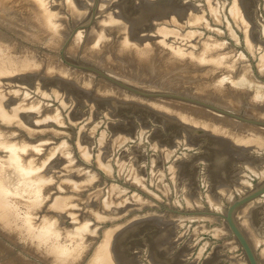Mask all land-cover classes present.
Masks as SVG:
<instances>
[{"label":"water","instance_id":"1","mask_svg":"<svg viewBox=\"0 0 264 264\" xmlns=\"http://www.w3.org/2000/svg\"><path fill=\"white\" fill-rule=\"evenodd\" d=\"M0 116L112 175L91 195L21 206L27 189L61 182L59 167L0 163V213L55 254L86 239L96 241L82 264H264V142L74 80L14 73L0 78Z\"/></svg>","mask_w":264,"mask_h":264},{"label":"rangeland","instance_id":"2","mask_svg":"<svg viewBox=\"0 0 264 264\" xmlns=\"http://www.w3.org/2000/svg\"><path fill=\"white\" fill-rule=\"evenodd\" d=\"M23 1L30 9L33 7L34 17L40 19L42 27L47 31L40 27L41 32L33 34L31 33L32 30H27L24 26V28H19V26H13L12 23L10 25L7 22V24H4L5 22L0 21V44L2 45V49L0 48V59H2L0 60V66L3 67L2 69L0 67V78L8 73H14L74 80L183 114L181 109H173L172 105L165 104L163 106V103L156 102L160 99L175 102H182L183 100L171 97L146 96L130 91L95 72L98 71L111 80L142 93L191 98L194 101L198 100L197 102L199 103L214 104L213 106L219 107L223 111L248 120L258 121L252 114L254 113L253 108L256 107L254 106L256 100L260 102L258 107L264 106V0ZM27 15L32 18L29 10H27ZM34 27L36 28V26ZM61 33H63V37L60 38ZM108 47L123 52L126 57H136L138 56L137 54L143 55L144 53H147V55L148 53L151 55L154 53L171 55V58L176 60V62L184 63L182 66L178 64V68L174 70L179 79L185 80L191 76L192 81L205 83H211L218 77L221 80L223 79L224 83L221 82V85L217 86L220 89L210 86V88H213L211 89L213 93L219 92L221 96L219 93L217 96L214 94L208 95L206 92H199V96H194L188 94L183 88L180 91H177V89L156 90L152 86L151 88L148 83L132 81L122 77L120 75L123 72H117L103 63L93 62L90 59L87 60L88 57H85L86 50L90 51L92 48L94 50L91 51H97L102 56H105L104 52L108 50ZM30 56L32 59H30ZM18 58L21 61L17 60ZM8 59H12L11 62ZM25 59L28 62L31 61V63L27 62L28 65L24 62L23 64ZM116 61L118 63L121 62L120 64H125L126 60L117 59ZM189 61L199 65L202 63L201 65L207 66L206 68L197 67L199 70L196 68L186 69L190 68L189 65H186ZM8 64L14 66H9ZM8 67H14L15 69H9ZM63 67H68L70 70H63ZM209 67L216 69L215 72L212 71L214 72L213 76L211 68L210 70L208 69ZM244 68H248L246 70L248 73L244 76H250L247 78L250 82L248 81L246 85H240L237 81H239V76ZM219 71L222 72L220 73ZM166 73H168L167 70ZM186 75L188 76L185 77ZM222 85L224 88H222ZM231 85L234 89L231 88ZM237 85L238 87H236ZM245 86H248L249 89ZM239 89L240 91H237ZM181 93L183 94L181 95ZM187 94L190 96L188 97ZM228 95L229 97H227ZM228 98L232 100L230 99L229 101ZM234 98L240 102L242 101L241 104H237ZM261 99L263 100L261 101ZM183 103L202 106L195 102L183 101ZM217 113L220 114L219 116L223 115L219 112ZM183 115L199 119L201 122H207L206 124L209 123V125L214 127L218 125V129L238 137L239 133H242L240 137L243 139H249L250 137L249 140H251V138H255L252 134H243L246 131L242 132L240 125L241 123L245 125V122L230 116H221L231 119L233 122L235 121L233 125L228 126L225 122H214V120L211 121L208 118L202 119L199 117L200 115H194L189 112ZM261 122L264 123V120ZM248 125L255 126V129L262 128L264 131V127L253 124ZM262 129L259 130L262 131ZM245 135L246 137L250 136L244 138ZM261 135L263 136H261V141L257 138L254 140L264 142L263 133ZM7 156L32 164L59 167L61 182L27 189L21 206L56 204L91 195L112 177L110 173L79 151L0 116V163ZM3 220H6V222H3ZM3 220L1 219L0 225L8 223L6 224L8 226L12 223L5 217H3ZM9 226L11 230L13 229L12 231L10 230L13 238L6 232L4 233V229H1L0 226V240L1 244L4 243L0 245L1 247L3 246V249L1 248L2 250H0V264H12L14 257L21 258V256V259L25 262H33L32 264H82L96 241L78 239L59 253L60 255H57L25 231L19 227L17 228L15 224L12 223ZM4 227L2 225V228ZM15 233L20 235L18 236L19 239L23 237L21 241L24 242L17 240ZM35 244H37L36 247H34ZM27 246L30 247L27 248ZM41 247L44 248L42 249ZM5 248L7 249L5 250ZM78 248H81L80 251L82 252ZM38 250L41 252L38 253ZM51 257L56 262L54 261L53 263Z\"/></svg>","mask_w":264,"mask_h":264},{"label":"bare ground","instance_id":"3","mask_svg":"<svg viewBox=\"0 0 264 264\" xmlns=\"http://www.w3.org/2000/svg\"><path fill=\"white\" fill-rule=\"evenodd\" d=\"M26 2V1H25ZM27 10H29L30 11V13H31V15H32V18H30V16H28L27 15ZM35 13V12H34ZM34 13H33V7L30 9L29 8V6L27 5L26 6V3L24 4V1L23 0H0V21H2V22H5L4 24H7V23H9L10 25H11V23L13 24V26L14 25H16V26H19V28L21 27V28H27V30H32L31 31V33H33V34H37V32H41V30H40V27H42V22L40 21V19H38V18H35L34 17ZM15 17H16V19H15ZM7 22V23H6ZM1 23V22H0ZM24 26V27H23ZM34 26H36V28L34 27ZM43 28V27H42ZM44 29V28H43ZM18 30H20V29H18ZM45 30V29H44ZM45 31H47V30H45ZM40 35V34H39ZM61 37H63V33H61V35H60V38ZM58 42H60V41H58ZM55 44H56V42H54ZM96 46V45H95ZM0 48L2 49V45L0 44ZM107 48V47H106ZM3 49H5L4 47H3ZM90 50V49H89ZM91 50H94L93 48L91 49ZM88 51V50H86V54H85V57H88V59L87 60H89L90 59V61H93V62H100V63H103L104 65H106L107 67H109V68H111V69H114L115 71H117V72H123L120 76H122V77H125V78H127V79H130V80H134V81H138V82H145V83H148L149 85H150V87L152 86L154 89H161L160 91H162L163 89H166V90H176L177 89V91L179 90L180 91V89L181 88H183L184 89V91H186L188 94H190V95H194V96H199L200 94H199V92H206V93H208V95H217L218 96V93L219 92H217V93H213V91L211 90V89H213V88H210V86H212V87H216V88H218L219 87V85H221V82H223L224 83V81H223V79L221 80V78H216L214 81H211V83H209V82H207V83H205V82H194V81H192L191 80V76H189L188 77V79H185V80H183V79H179L178 77H177V75L175 74V72H174V70H176L178 67H177V65L179 64L180 66H182L184 63H179V62H176V60H174V59H172L171 58V55H162L161 53H154V54H149L148 53V55H147V53L145 54H143V55H139V54H137L138 56H136V57H134V56H128V57H126V55L125 54H123V52H120V51H118V50H116V49H114V48H112V47H108V50H106V52H104L105 53V56H102L99 52H97V51ZM141 51H143V50H141ZM87 53H88V55H87ZM141 53V52H140ZM142 54V53H141ZM149 55H151V56H149ZM8 56H9V54H8ZM25 56V55H24ZM28 56V55H27ZM6 57V56H5ZM104 57V58H103ZM8 58V57H7ZM20 58H23V57H20ZM29 58V57H28ZM128 58V59H127ZM13 59V58H12ZM11 59V60H12ZM27 59V58H26ZM26 59L23 61V64H24V62H26V64H28L29 62L31 63V61H26ZM30 59H32L31 58V56H30ZM117 59H121V60H126L125 61V64H120L121 62H117L116 60ZM0 60H2V59H0ZM6 60V59H5ZM10 59H8V61H9ZM11 60H10V62H11ZM17 60H19V58L17 59ZM13 61H14V59H13ZM12 61V62H13ZM19 61H21V60H19ZM33 61V60H32ZM36 61V60H35ZM3 62V61H2ZM9 62V63H10ZM28 62V63H27ZM6 63H8L7 61H6ZM22 63V62H21ZM20 63V64H21ZM29 63V64H30ZM37 63V62H36ZM13 64H14V62H13ZM23 64H21V65H23ZM28 64V65H29ZM34 64V63H33ZM202 64V63H201ZM199 65V64H197V63H194V62H187L186 63V65H189L190 66V68H186V69H192V68H196L197 69V67L199 68L200 66H202V68L203 67H205L206 68V66H204V65ZM210 64V63H209ZM1 65V64H0ZM4 65H5V67L7 66L6 64H5V62H4ZM9 66L10 65H12V64H8ZM12 66H14V65H12ZM188 66V67H189ZM1 67V66H0ZM15 67H17V66H15ZM24 67V66H23ZM214 67V66H213ZM212 67V68H213ZM3 67H1V69H2ZM7 68V67H6ZM9 68V67H8ZM12 68V67H11ZM11 68H9V69H11ZM14 68V67H13ZM12 68V69H13ZM21 68V67H20ZM185 68V67H184ZM210 68L211 67H209L208 69L210 70ZM211 68V72L212 71H216V69H212ZM15 69V68H14ZM17 69V68H16ZM66 69H68V71L70 70L68 67H63V70H66ZM248 68H244V69H242L243 71L241 72V74H240V76H239V81H237V82H239L238 84H240V85H246L247 84V82L249 81L250 82V80L249 79H247L248 77H250V76H248V77H246V76H244V75H246L248 72H246V70H247ZM166 70L168 71V73H166ZM197 70H199V69H197ZM1 71V70H0ZM3 71H5V70H3ZM14 71V70H13ZM189 71V70H188ZM214 72H212V76H213V74H214ZM220 72V71H219ZM222 72V71H221ZM220 72V73H221ZM203 73V72H202ZM219 73V74H220ZM79 74V73H78ZM187 74H190V73H187ZM201 74V73H200ZM210 74V73H209ZM77 75V74H76ZM162 75V76H161ZM188 75H186L185 77H187ZM208 76V75H207ZM210 77V76H209ZM220 77H222V76H220ZM190 78V79H189ZM211 78V77H210ZM252 78V77H251ZM210 80V79H209ZM254 80V79H253ZM259 81V80H258ZM122 82V81H121ZM234 82V81H233ZM236 82V83H237ZM252 82V81H251ZM256 82V81H255ZM211 84V85H210ZM232 84V83H231ZM234 84V83H233ZM260 84V83H259ZM258 84V85H259ZM224 85V84H223ZM222 85V86H223ZM200 86V87H199ZM218 86V87H217ZM151 87V88H152ZM187 87V88H186ZM221 87V86H220ZM236 87H238V85L236 86ZM245 87H248V86H245ZM222 88H224V86L222 87ZM221 88V89H222ZM225 88H227V87H225ZM231 88H232V85H231ZM230 88V89H231ZM218 89H220V88H218ZM232 89H234V87L232 88ZM236 89V88H235ZM241 89V88H240ZM240 89L239 90H237V91H240ZM248 89H249V87H248ZM261 89V88H260ZM218 91V90H217ZM226 91V90H225ZM230 91V90H229ZM229 91H227V92H229ZM237 91H235V92H237ZM242 91V90H241ZM153 92H154V90H153ZM157 92V91H156ZM164 92H165V90H164ZM234 92V93H235ZM247 92V91H246ZM173 93V92H172ZM221 93H222V91H221ZM238 93V92H237ZM244 93V92H243ZM249 93V92H248ZM183 93H181V95H182ZM187 94V96L189 97L190 95H188ZM199 94V95H198ZM220 94V93H219ZM223 94V93H222ZM250 94V93H249ZM185 95V94H184ZM226 95H227V93H226ZM244 95V94H243ZM263 95V94H262ZM155 96H157V95H155ZM205 96V95H204ZM216 96V97H217ZM220 96H221V94H220ZM227 97H229V95L227 96ZM242 97V96H241ZM193 98H195V97H193ZM220 98V97H219ZM222 98V97H221ZM249 98V97H248ZM262 98V97H261ZM191 99V98H190ZM197 99H200V98H197ZM202 99V98H201ZM200 99V100H201ZM208 99V98H207ZM211 99V98H210ZM229 99V98H228ZM231 99V98H230ZM230 99H229V101H230ZM242 99V98H241ZM244 99V98H243ZM252 99V98H251ZM260 99V98H259ZM161 100V101H160ZM160 100H158V101H156V102H160V103H163V106L166 104V105H172L173 106V109L174 108H177V109H181V111H182V113L183 114H187L188 112L189 113H191V114H194V115H200L199 117L200 118H208V120H211V121H213L214 120V122H225V124L226 125H233V123L235 122H233V120H231V119H228V118H225V117H221V116H223V115H221V116H219L220 114H218L217 112H213L212 110H210V109H206V107H203V105L202 106H196V105H193V104H190V103H183V101L182 102H178V101H168V100H163V99H160ZM221 100V99H220ZM232 100V99H231ZM253 100V99H252ZM251 100V101H252ZM254 100H256V98H254ZM263 99H261V101H262ZM192 101H194V99L192 100ZM196 101V100H195ZM198 101V100H197ZM205 101H207V100H205ZM234 101L238 104H241V102L239 101V100H235V98H234ZM234 101H233V103H234ZM167 102V103H166ZM249 102H250V100H249ZM196 103V102H195ZM210 103V102H209ZM229 103V102H228ZM260 102H258L257 100L255 101V105L254 106H256L255 108H253L254 109V113L252 114V115H254V118H256V119H258V121L259 122H261L262 120H264V106L263 107H258L260 104H259ZM155 104H157V103H155ZM204 105H206V103L204 102L203 103ZM211 104H213V103H211ZM201 105V104H200ZM214 105V104H213ZM213 105H210V106H213ZM218 106V105H217ZM220 106H221V104H220ZM244 106V105H243ZM249 106V105H248ZM247 106V107H248ZM213 107H215V108H217L216 106H213ZM224 108V107H223ZM217 109H220L219 107L217 108ZM226 109V108H225ZM229 109H231V108H229ZM236 109H238V108H236ZM221 110V109H220ZM233 110V109H232ZM241 111V110H240ZM248 111V110H247ZM251 112V111H250ZM216 113V114H215ZM218 114V115H217ZM245 114V113H244ZM248 114V113H247ZM251 114V113H250ZM186 116H188V115H186ZM198 117V118H199ZM252 119V118H251ZM197 120H199V119H197ZM213 122V123H214ZM238 122V121H237ZM205 123V122H204ZM207 123V122H206ZM213 123H212V125H213ZM209 124V123H208ZM216 124H218V123H216ZM220 125V124H219ZM221 125H222V123H221ZM216 126V125H215ZM218 126V125H217ZM217 126H216V128H217ZM224 126V125H223ZM228 126H226V127H228ZM220 127V126H219ZM240 127L242 128V132L244 131H246V133H243V134H252L253 136H255V138H257V139H259L260 141H261V134L263 133V135H264V131H263V129L262 128H259V129H262V131H260L259 129H255V126L253 127V126H250V125H248V124H246L245 123V125H244V123H241V125H240ZM240 134H242V133H239V137H240ZM237 135H238V133H237ZM250 135H248V136H250ZM236 136V135H235ZM243 136V135H242ZM247 136V137H248ZM246 137V135L244 136V138H247ZM263 137V136H262ZM240 138H242V137H240ZM254 138V139H255ZM249 139H250V137H249ZM254 139H252L251 138V140H254ZM256 139V140H257ZM264 139V138H263ZM263 142V141H262ZM38 191V190H37ZM39 191H41L40 189H39ZM40 193V192H39ZM40 194H42V193H40ZM39 194V195H40ZM26 205V204H25ZM3 215L0 213V218L3 220ZM1 219H0V224H1ZM6 219V218H5ZM3 222H6V220H3ZM6 224H8V223H4V224H2V225H4L5 227L4 228H2V225H0L1 226V229H4V233L6 232V234H8V235H11L12 234V230H11V228H10V224H12V223H10L8 226L6 225ZM6 226H7V229H6ZM9 227V228H8ZM13 227H14V225H13ZM18 228V227H17ZM16 229V228H15ZM11 230V231H10ZM17 230V229H16ZM11 232V233H10ZM16 232V231H15ZM16 234V233H15ZM15 234H13V235H15ZM17 235V236H16ZM15 235V238L18 240L19 238H18V236H20V235H18V234H16ZM11 237L13 238V236L11 235ZM23 237H20V241H21V239H22ZM26 238V237H25ZM16 239H14V240H16ZM17 240H16V242H17ZM23 240V239H22ZM31 241H32V239H31ZM21 242H24V241H21ZM20 242V243H21ZM77 242H80V241H77ZM4 243H2L1 244V240H0V245H3ZM32 244H33V242H32ZM38 244V243H37ZM37 244H35V246L34 247H36V245ZM82 244H84V243H82ZM22 245V244H21ZM30 245V244H29ZM77 245V244H76ZM81 245V244H80ZM39 246H41V245H39ZM85 246V245H84ZM3 247V246H2ZM1 246H0V250H2L3 248H2ZM6 247V246H5ZM28 247H30V246H27V248ZM33 247V248H34ZM2 248V249H1ZM33 248H32V250H33ZM42 248V247H41ZM44 248V247H43ZM42 248V249H43ZM82 248V247H81ZM81 248H78L79 249V251H80V249ZM7 248H5V250H6ZM77 249V250H78ZM41 250V249H40ZM45 250V249H44ZM44 250H43V252H44ZM4 251V250H3ZM8 251V250H7ZM78 251V252H79ZM38 253H40L39 252V250L37 251ZM73 252V251H72ZM80 252H82V251H80ZM7 254H8V252H7ZM81 254V253H80ZM43 255V254H42ZM60 255V254H59ZM4 256H5V254H4ZM16 256V255H15ZM49 256V255H48ZM56 256V255H55ZM54 256V257H55ZM18 257V256H17ZM69 257V256H68ZM15 259H13L14 261L12 262V264H32V263H28V262H25L23 259H21L22 258V256H21V258H16V257H14ZM75 258V257H74ZM51 259H52V257H51ZM51 259H50V261H51ZM60 259H62V258H60ZM68 259V258H67ZM8 260V259H7ZM6 260V261H7ZM9 260H11V258H9ZM27 260V259H26ZM53 260V259H52ZM66 260V259H65ZM64 260V262H66ZM54 261L55 260H53L52 262L54 263ZM57 261H58V259H57ZM73 261V260H72ZM4 262H5V260H4ZM56 262V261H55ZM61 262V261H60ZM63 262V261H62ZM79 262H81V261H79ZM8 263H10V261H8ZM3 264V263H2ZM56 264H58V263H56ZM73 264V263H72Z\"/></svg>","mask_w":264,"mask_h":264}]
</instances>
